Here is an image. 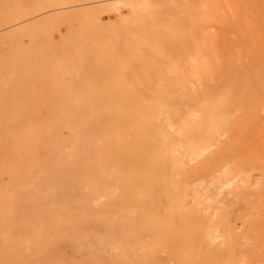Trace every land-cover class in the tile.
I'll return each instance as SVG.
<instances>
[{"label": "bare ground", "instance_id": "obj_1", "mask_svg": "<svg viewBox=\"0 0 264 264\" xmlns=\"http://www.w3.org/2000/svg\"><path fill=\"white\" fill-rule=\"evenodd\" d=\"M184 1L0 0V264H239L247 256L237 254L244 231L232 201L255 182L240 165L264 160V93L246 106L236 83L215 86L210 28L241 0ZM252 34L264 36L256 25ZM240 107L252 117L242 132L250 130V145L241 142L249 158L232 149L234 162L224 139L234 144L246 127ZM224 186L235 194L231 211L219 198ZM257 194L261 213L249 206L254 220L239 218L249 234L264 225L253 224L264 221ZM247 232L244 247L256 238Z\"/></svg>", "mask_w": 264, "mask_h": 264}, {"label": "rangeland", "instance_id": "obj_2", "mask_svg": "<svg viewBox=\"0 0 264 264\" xmlns=\"http://www.w3.org/2000/svg\"><path fill=\"white\" fill-rule=\"evenodd\" d=\"M185 2H187V0H185L183 3H185ZM164 5H166V7L165 6L164 7H165V10L167 11V13L165 11V14H169V15L174 14L173 10H175L174 9L175 7H172V6L167 5V4H164ZM161 6H163V3H160L158 7L164 8V7H161ZM158 7H156V9ZM160 8H158V9H160ZM126 9L125 8L121 9L120 14L122 16H123V13L126 14V12L128 10V9L127 10ZM161 11L164 12V10H161ZM125 14H124V16H125ZM126 15H128V12H127ZM40 16H42V14ZM115 16H117L116 13H110L109 15H106V17H108V19H110V20L116 18ZM254 25L257 26L258 30L260 29V31H262V33H264V0H241V9L239 11L230 10L228 12V15L226 16V20L225 21L219 22V23H215L210 28L211 31L216 33L217 38H218V40H217V42H216V44H215V46H214V48L212 50L213 59L216 62V64H218L217 71H216L217 72V78L215 79V86L218 87V88H221L226 82H228V81L230 82V80L234 83V85L236 83V85H235L236 86V89H235L236 92H234L235 93L234 96L236 98L240 97L238 99V101L239 102L243 101L245 103V104L242 103L243 105H246L247 102H249L248 104H250V101H251L250 98L253 97L254 95L256 96L257 94L264 93V79L261 78L262 74H264V36L260 37L257 41H255L256 43L253 41L252 32H253V26ZM60 28L62 30V27H60ZM58 34H59V31L57 33L56 30H55L54 31V35L57 36ZM250 45L255 46V49L253 48V46H251V50H248L250 48L249 47ZM172 54H175V53H172ZM173 57L174 56H172V58ZM187 97L185 95H182V97H181L182 101L185 100ZM187 100H189V99L187 98ZM187 102L188 101H186V103ZM243 105H242V107H243ZM242 107H240V111H239L238 115L243 111ZM245 109H247V108L245 107ZM242 113H241V116L239 115L240 117H242V115H243ZM246 113H245L246 115L244 114V117L248 115V111ZM238 115L235 118L236 120L240 118V117H238ZM250 115L247 116L248 119H247V117L245 118V119H247V122H246V120H244L246 122V124H245L246 127L242 126V128L245 127L244 129H240L241 128L240 127L239 128V132H237L238 136L239 135H241V136H239V138H237L238 140L235 139L236 142L235 141L234 142L236 144L235 143L233 144V141L231 142L229 140L230 141L229 142L228 140H225L224 139L225 137L223 138L225 143L229 144V146H230L229 147L230 149H229L228 153H231V150L234 149V152H235V150L239 151V152L236 151L239 154V156L242 153H243V155L247 156V154H248L247 153L248 152L247 148L249 147L248 145H250V139H246V138L249 135L248 133L250 132V130H249L250 128L248 127L249 126L248 124H250V122H251L250 118H252ZM259 115L260 116L264 115V107H262L261 112L259 111ZM244 117H242V118H244ZM241 121L243 122V119ZM241 121H240V124L243 125L244 123H241ZM246 128H249L248 129L249 131L247 130L246 131L247 133H242V132H244L243 130H245ZM258 136L261 137V138H264V130L261 129L258 132ZM248 138H249V136H248ZM243 139L244 140L245 139L249 140V144L247 143L248 141L245 142ZM227 141H228V143H227ZM241 142H242V144L244 143L248 147L244 146V145L242 146ZM230 144L235 145V147L231 146ZM236 145L239 146V149H235ZM243 147H246V148L244 149ZM240 148H243V149H240ZM240 150H246V151L242 152ZM232 152H233V150H232ZM240 152H242V153H240ZM245 152H246V154H245ZM233 153L227 154L226 157L227 156L231 157V155H232V157L237 156V153H234V156H233ZM232 157L230 158L231 160H233ZM240 157H242V156H240ZM239 158H238V160H240ZM247 158H249V157L247 156L246 159ZM230 159L229 158L225 159V161L228 162L227 160H230ZM234 162H233V164H234ZM252 162L253 163H251V164H253V165L251 166V164L249 165V163H247L248 166L251 169H257V170H252L253 172L251 173V175H250V171L247 173V171L249 169L246 167L247 164H245L246 163L245 161H244V164L242 163V165H240V169L243 170L241 172H243L242 173L243 176L245 175L244 178H246V176H248V180H249V178L252 177L251 181L255 180V182H256V183L255 182L253 183V181L250 182V183H249V181L247 182V184L248 183L249 184H248V186L246 185L247 188H248L245 191L246 194L240 192L241 194H245V195H242V197L243 196H245V197L242 198L241 194L238 193L240 195L238 197H240L242 200L243 199H245V200L244 201H242L241 199L240 200H236L238 198H235V200L232 201V203H234V204L236 202L235 206L233 207L234 211H231L230 208L232 206L229 207V205H233V204H229L228 205V203H230V200L233 198V196L235 194L232 193L233 195H231V194L229 195L230 192L226 191L227 186L226 187L224 186L225 189L224 188L223 189L225 191L223 190L221 192V194L219 195V198L222 200V203H224V204L226 203V205H228L229 208L226 205L225 206L231 211V214H233V215L239 214L238 215L239 218L240 217L241 218H247V216L253 217V220H254V216H256L254 214H257V213L260 214L261 213L262 205L258 203L259 201L258 202H256V201L258 200L257 199V195H258L257 193L260 194V193L264 192V160H262V162L261 161L257 162V160L254 159V160H252ZM256 162H257V164H255ZM258 163H260V164H258ZM230 164H232V161L230 162ZM255 165H257L258 167H256ZM253 166H254V168H252ZM252 174H253V176H252ZM243 176H241V177L237 176V177H239V179L237 178V181L241 180L242 184L244 182V181H242V177ZM235 181H236V179H235ZM235 181H234V183L232 181L233 186L236 183ZM241 182H239V183H241ZM239 183L237 182L236 185H238ZM252 183H253V185H252ZM242 184H240V185H242ZM250 184H251V187L249 188ZM229 185H231V184H229ZM244 185H245V183H244ZM231 186L229 188H232ZM237 187H239V186H237ZM237 187H235V188L238 190ZM229 188H227V190ZM212 189L214 190L215 187L212 188ZM259 189L262 192H258ZM260 195H264V194H260ZM260 197H259V200L261 201ZM262 198H264V196H262ZM260 203H262V202H260ZM249 206L253 207V209L255 207V209L257 211L255 209L254 210L257 213H255L253 209H251V211H250L251 207H249ZM252 211H253V213H252ZM233 215H232V217L235 218V220H236L237 216L236 215L233 216ZM257 217H259V215ZM239 218L237 219V222H236V224H239V227H237L238 228L237 231L239 232V231L242 230L244 232H247L246 229L248 230L249 224H247V221L244 222V223L243 222L241 223V219H239ZM257 221H253L254 222L253 223L254 224V228H256L258 225L260 226V224L262 222H264L262 220H259V222H257ZM255 222H257V223H255ZM261 226L264 227V225H262V224H261ZM262 227L256 228L257 230H259L258 232H255L257 230L254 231V229H252L250 231V234L247 232L249 234L248 236H250V237L252 236V234L256 235V238H255L254 235H253L254 237L253 236L251 237V238L256 239V242L254 241V239L252 240L248 236H247V238H245V239L249 238V240H251V241H247L248 245L250 244L249 242H252V243L254 242V244H256L258 242L257 240H259L261 237H264V236H260L261 234H264V229H261ZM244 232L243 233L242 232L239 233V235H241V239H240L239 248L237 250V254L240 257L244 256V254L246 255V253H248V254H247V256H244L245 259L242 257L243 259L241 258V260H239L238 263L239 264H264V246H261L260 251H258V253H255V252L251 253L253 247H255V246L252 245V243L249 246H247V247H244V245H246V243L244 244L243 241H242L243 243L241 244L242 234L245 236ZM258 236H260V238ZM245 239H243V240H245ZM262 243H264V241H262L260 239L258 244H262ZM252 256H253V258H252Z\"/></svg>", "mask_w": 264, "mask_h": 264}]
</instances>
